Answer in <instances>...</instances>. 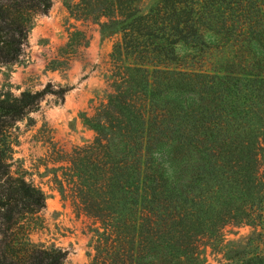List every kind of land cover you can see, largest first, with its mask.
<instances>
[{"label":"trees","instance_id":"16d2710c","mask_svg":"<svg viewBox=\"0 0 264 264\" xmlns=\"http://www.w3.org/2000/svg\"><path fill=\"white\" fill-rule=\"evenodd\" d=\"M137 1L71 8L121 33L112 90L84 118L96 151L72 199L100 222L91 264H199L203 242L221 240L229 223L262 222L264 237V0H162L147 12ZM51 3L0 0L1 63L18 61L33 17ZM50 91L0 93V264L67 255L20 236L45 196L10 171L12 127ZM223 264H264V252Z\"/></svg>","mask_w":264,"mask_h":264},{"label":"rangeland","instance_id":"374dc122","mask_svg":"<svg viewBox=\"0 0 264 264\" xmlns=\"http://www.w3.org/2000/svg\"><path fill=\"white\" fill-rule=\"evenodd\" d=\"M161 1L138 0L134 6L147 12ZM51 2L46 13L33 17L18 61L0 62V93L18 95L47 85L52 90L14 123L10 171L45 196V207L21 220L27 230L20 236L35 246L65 250L62 264H91L100 222L74 206L72 194L83 180L81 163L96 151V133L84 118H92L112 90L110 55L121 33L105 17L82 18L71 12L80 0ZM214 36L206 38L213 41ZM210 53L214 61L220 50ZM60 88L66 89L61 96ZM222 235L213 244L203 242L199 264H223L264 252L262 222L229 223Z\"/></svg>","mask_w":264,"mask_h":264},{"label":"clouds","instance_id":"9594fccd","mask_svg":"<svg viewBox=\"0 0 264 264\" xmlns=\"http://www.w3.org/2000/svg\"><path fill=\"white\" fill-rule=\"evenodd\" d=\"M154 155H156V154H154Z\"/></svg>","mask_w":264,"mask_h":264}]
</instances>
